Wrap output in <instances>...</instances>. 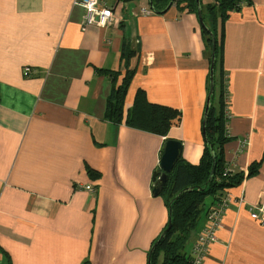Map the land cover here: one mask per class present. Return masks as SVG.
Listing matches in <instances>:
<instances>
[{
	"label": "crops",
	"instance_id": "0c3cea01",
	"mask_svg": "<svg viewBox=\"0 0 264 264\" xmlns=\"http://www.w3.org/2000/svg\"><path fill=\"white\" fill-rule=\"evenodd\" d=\"M73 1L0 0V264H148L168 222L165 199L152 195L163 145L181 141L190 164L202 155L210 49L182 4L146 15L148 0H102L115 16L98 27L84 26ZM217 22L229 103L223 159L244 177L206 196L184 253L191 259L207 210L228 197L201 264H264V221L250 217L264 208V0H241ZM125 69L132 78L115 124L104 118L109 73L118 84ZM138 90L179 110L165 137L126 125ZM215 92L217 104L218 83Z\"/></svg>",
	"mask_w": 264,
	"mask_h": 264
},
{
	"label": "trees",
	"instance_id": "16d2710c",
	"mask_svg": "<svg viewBox=\"0 0 264 264\" xmlns=\"http://www.w3.org/2000/svg\"><path fill=\"white\" fill-rule=\"evenodd\" d=\"M153 5L152 12L161 13L167 10L173 4L181 5L189 11L197 14L198 6L196 0H151ZM241 0H214L213 3L204 4V0H199L201 11V21L205 25L201 26L204 34L206 46L210 49L211 61V35L206 32L210 31L215 38V62H214V88L210 97L211 106L208 110L206 120V134L203 139L202 155L199 163H187L180 155L175 166L168 172L165 184L162 186L158 195L165 199L168 210V219L165 227L160 231L159 236L151 243L155 247L150 254L149 264H189L191 259L184 253L187 240L190 238L192 230L197 225L199 218L204 212L203 203L206 196H214L216 193L227 190V188L238 186L244 175L241 172L235 173L226 170L227 166L223 159V145L229 139L226 132V115L224 109L226 103L224 98L227 96L226 82L222 80L221 73L219 77L218 65L221 61V50L223 33L217 34V18L223 20L226 11L236 7ZM206 28V29H205ZM219 36V37H218ZM210 64V62H209ZM119 73H109L112 90L106 102V112L104 118L115 124H120L123 110L125 93L130 85L132 72L125 69L120 82L116 84ZM209 80V79H208ZM220 80V81H219ZM210 81V80H209ZM218 83V97L216 100V84ZM209 88V85H208ZM208 92V91H207ZM209 93V92H208ZM179 110L168 105L151 103L147 99L144 90H138L131 108L126 114V125L138 130H144L152 134L165 137L172 126L173 122L179 118ZM202 132V131H201ZM212 152L214 160L212 161ZM214 162L213 175L211 176V167ZM255 165L248 168V175L253 173ZM91 177L97 173L88 168ZM211 177V178H210ZM189 189L179 193L181 190ZM170 224V226H169ZM169 226V227H168ZM163 236L160 238V235ZM150 247V249H151ZM149 249V251H150ZM149 253V252H148ZM148 257V256H147ZM148 257V258H149Z\"/></svg>",
	"mask_w": 264,
	"mask_h": 264
},
{
	"label": "built area",
	"instance_id": "2783aa9c",
	"mask_svg": "<svg viewBox=\"0 0 264 264\" xmlns=\"http://www.w3.org/2000/svg\"><path fill=\"white\" fill-rule=\"evenodd\" d=\"M74 5L81 6L83 9V23L84 26H98L104 27L106 25L112 24L114 21V14L110 8L106 7L102 0H75L73 1ZM141 13L149 15L150 10L141 8ZM29 67H25L24 71H29ZM224 102L226 103L224 109V115L226 118H229L228 114V99L227 96L224 98ZM226 170L230 171L228 168ZM84 190L94 193V187L91 183L83 186ZM228 197L223 198L219 202L216 203L215 206L209 208L205 214L207 224L197 235L193 248L191 250V261L189 264H201L204 258V254L206 252L207 246L214 242L216 239V230L220 226L222 221L221 216L223 211L226 208L228 203ZM256 210L258 212H251L250 217L254 219H258L261 223L264 221V208L261 206H256Z\"/></svg>",
	"mask_w": 264,
	"mask_h": 264
},
{
	"label": "water",
	"instance_id": "95a60500",
	"mask_svg": "<svg viewBox=\"0 0 264 264\" xmlns=\"http://www.w3.org/2000/svg\"><path fill=\"white\" fill-rule=\"evenodd\" d=\"M149 2V10H153V5H152V2L151 0H148ZM173 2V0H170V3L171 4ZM196 3H197V6H198V22L205 27V25L202 23L201 21V11H200V7H199V0H196ZM133 8V4L130 5V9ZM206 29V28H205ZM206 32L208 34L211 35V45H212V50H211V61H210V64H209V88H208V95H207V98H206V102H205V109H204V112H203V118H202V123H201V127H202V137L204 138L205 137V134H206V120H207V117H208V110L211 106V103H210V97L211 95L213 94V88H214V80H213V76H214V69H213V66H214V62H215V57H214V52H215V38L214 36H212V34L210 33V31H208L206 29ZM181 147H182V142L181 141H177V140H174V139H169L167 138V140L165 141L164 145H163V148H162V154L159 158V168H157V170H155L152 174V195L153 196H158V194L160 193L161 189L163 188L162 186L165 184L166 180H167V177H168V172L170 170H172V168L175 166L177 160L179 159L180 155H181ZM214 160V154L212 152V161ZM213 169H214V162H213V165L211 167V176L213 175ZM211 178V177H210ZM189 190L188 188L187 189H184V190H181V192L179 193V195L182 193V192H185ZM170 226V224H169ZM168 226V227H169ZM163 236V233L160 235V238ZM155 243L153 244V246L151 247L149 253H148V257L150 256L152 250L154 249L155 247ZM149 259L150 257L148 258V264H149Z\"/></svg>",
	"mask_w": 264,
	"mask_h": 264
},
{
	"label": "rangeland",
	"instance_id": "374dc122",
	"mask_svg": "<svg viewBox=\"0 0 264 264\" xmlns=\"http://www.w3.org/2000/svg\"><path fill=\"white\" fill-rule=\"evenodd\" d=\"M203 214V213H202ZM193 231V230H192Z\"/></svg>",
	"mask_w": 264,
	"mask_h": 264
}]
</instances>
